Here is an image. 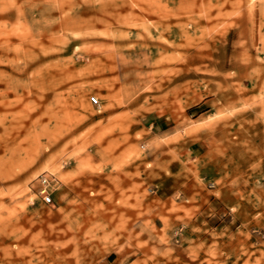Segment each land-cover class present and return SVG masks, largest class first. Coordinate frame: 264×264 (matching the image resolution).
<instances>
[{
  "label": "rangeland",
  "instance_id": "1",
  "mask_svg": "<svg viewBox=\"0 0 264 264\" xmlns=\"http://www.w3.org/2000/svg\"><path fill=\"white\" fill-rule=\"evenodd\" d=\"M0 264H264V0H0Z\"/></svg>",
  "mask_w": 264,
  "mask_h": 264
},
{
  "label": "built area",
  "instance_id": "2",
  "mask_svg": "<svg viewBox=\"0 0 264 264\" xmlns=\"http://www.w3.org/2000/svg\"><path fill=\"white\" fill-rule=\"evenodd\" d=\"M90 101L94 104L98 103L96 96H90ZM37 183V195L40 197L43 203L50 204L53 202L52 186L54 183V176L50 172L43 171L36 177Z\"/></svg>",
  "mask_w": 264,
  "mask_h": 264
}]
</instances>
